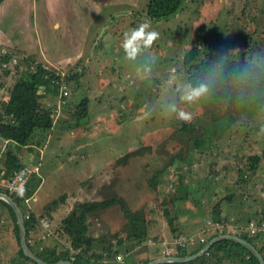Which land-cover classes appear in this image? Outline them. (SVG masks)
<instances>
[{"label": "rangeland", "instance_id": "374dc122", "mask_svg": "<svg viewBox=\"0 0 264 264\" xmlns=\"http://www.w3.org/2000/svg\"><path fill=\"white\" fill-rule=\"evenodd\" d=\"M145 2L3 0L0 4V48L15 51L17 61L20 59V65L8 61L7 66H0V74L7 72L4 83H8V76L16 77L28 66L32 68L37 60L63 71V77L71 75L64 78L69 89L64 101L58 95L48 103L55 108V124L38 160L40 170L28 178L33 186L31 205L43 206L68 189H89L109 161L124 158L128 149H138L135 155L127 156L119 170L124 180L100 184L96 193L102 198L123 196L132 210L143 209L146 222L137 229V238H124L117 245L118 252L133 261L162 255L164 242L172 245L178 236H193L190 248L206 244L207 237L216 232L246 233L243 228L249 219L264 217V133L256 129L264 116V104L252 103L237 120L228 123L212 148L194 149L184 162L167 164L156 186L149 181L166 164V150L185 152L176 130L183 123L178 112L194 119L202 111L196 100L181 99L189 87L183 53L200 31L220 32L229 35L231 42L235 40L226 54L264 65V0H185L181 10L157 20L146 14ZM141 23L150 24L149 30L158 32L159 39L135 61H129L121 46L123 33ZM78 54L81 64L61 66L65 58ZM5 93L6 89H1L0 98ZM84 96L91 97V107L78 120L67 107L74 108ZM171 105L177 112L171 111ZM254 153L261 159L251 171L248 157ZM20 155L24 160L25 154L20 151ZM117 182L125 189L114 187ZM75 197L87 199L89 194ZM70 208H60L55 219ZM213 208L224 219L219 229L208 224L213 220ZM0 215V264H33L16 252L5 207H0ZM169 218L174 219V233ZM88 219L90 234L126 235L127 219L118 205L92 212ZM52 229L54 236L57 233L63 240L59 223H53ZM41 230L40 226L38 236H32L38 237L39 243L43 240ZM257 234L253 242L256 247L264 246V231Z\"/></svg>", "mask_w": 264, "mask_h": 264}, {"label": "trees", "instance_id": "16d2710c", "mask_svg": "<svg viewBox=\"0 0 264 264\" xmlns=\"http://www.w3.org/2000/svg\"><path fill=\"white\" fill-rule=\"evenodd\" d=\"M3 0H0V4ZM185 0H146L145 11L149 18L157 20L168 18L183 8ZM229 35L223 33H206L200 31L193 45L182 55L181 61L186 73L188 85L192 88L200 85L207 86V92L196 99L201 106V113H198L190 122H184L176 130L181 142L185 146V152H172L166 150L168 160L166 164L150 177L149 181L156 186L157 177L161 175L167 164L175 165L187 159L186 154L194 149H210L213 147L215 138H218L222 129L234 120H237L250 107L252 103L264 104V65H261L250 58L237 56L234 53L225 52L230 49L235 40L230 41ZM223 50L221 51V49ZM12 53L15 51L11 50ZM7 58V57H4ZM30 58V57H29ZM27 60L26 57L23 58ZM81 58L76 63L81 64ZM20 65V59L17 61ZM16 63V64H17ZM17 66V65H16ZM20 68V67H19ZM20 70V69H19ZM6 72V71H5ZM63 71L55 67H47L40 62H35L32 68L22 70L16 75L14 82L9 87V96L6 100H0V139H7L9 142L4 147L0 141V173L11 175L24 163L22 162L18 148L31 143H41L42 139L51 130L55 123V108L44 102L43 97L52 93L58 95V90L65 79L71 75H64ZM5 73H1V75ZM76 74V73H75ZM0 78V87L2 86ZM69 92V89H67ZM90 96H84L75 105L67 107L71 115L80 118L85 117L90 109ZM79 124V123H77ZM256 129L264 133V116L257 123ZM39 143V144H40ZM149 148L148 145H142ZM139 148V147H136ZM138 149H132L125 153V156L135 155ZM2 156V157H1ZM186 156V157H185ZM248 169L254 171L261 159V155L254 153L249 157ZM239 173L242 169L239 168ZM33 174V173H32ZM28 193L31 194L29 182H27ZM0 191L7 190L0 186ZM10 194V193H9ZM22 209L26 229V240L29 247L36 255L47 262L58 260H70L73 264H94L103 259L114 260V255L119 251L118 244L126 239L137 238V229L146 222L142 208L132 210L123 196L111 195L101 199H80L73 203L70 210L62 217L59 226L67 240L62 246L57 244L45 245L40 248L38 239L30 241L32 234H38L40 218L52 219V212L56 210L66 199V193L49 200L43 205L42 211L37 213L30 210L25 215L26 207L23 203V196L10 194ZM231 195H227L230 198ZM218 204V203H217ZM118 205L127 219L126 235L111 237L93 236L88 232V215L108 207ZM0 207H5L11 219L12 232L17 242V254L23 259L39 264L32 258L26 256L20 245L19 226L13 207L4 199L0 198ZM1 216V215H0ZM213 222H223L217 211L212 209ZM254 219V218H252ZM264 217L254 219L262 220ZM1 220V217H0ZM250 220V219H249ZM168 224L173 233L176 231L174 219L169 218ZM260 233V232H259ZM218 233L207 237V241ZM235 234L253 242L259 234L235 232ZM64 236V235H63ZM141 240V238H139ZM139 240V241H140ZM100 243L101 245H99ZM39 244V246H36ZM205 242L193 247L179 246L172 255H190L199 251ZM59 248H58V247ZM97 246V247H96ZM256 246V245H255ZM264 254V246L257 247ZM264 257V255H263ZM150 256H145L138 261L124 257L117 264H146ZM157 264H261L256 255L241 242L231 238H221L214 241L209 248L199 256L188 261H165Z\"/></svg>", "mask_w": 264, "mask_h": 264}, {"label": "crops", "instance_id": "0c3cea01", "mask_svg": "<svg viewBox=\"0 0 264 264\" xmlns=\"http://www.w3.org/2000/svg\"><path fill=\"white\" fill-rule=\"evenodd\" d=\"M81 58V55H77L76 58H65V61H64V64H62L61 66H66V65H72V63L76 62L78 59ZM36 61V59H35ZM38 62V60L36 61ZM44 64V63H42ZM45 66L47 67H50L49 65L47 64H44ZM51 65H52V62H51ZM7 73V72H6ZM6 73L3 75L0 74V78L2 80V86L0 87L2 90H5L7 91V93H5V95L3 97L0 98V100H6L8 99V96H9V87L12 85V83L14 82V79L15 77L10 75L7 77V80L8 83L5 84L4 81L6 79ZM7 82V81H6ZM7 85V87H6ZM0 89V90H1ZM56 95H53L52 93H48V95H46L45 97H43V100L45 101V103H49V101H51V98H57L58 95L55 97ZM58 99V98H57ZM59 106V105H58ZM55 124V123H54ZM54 129V125L53 127L51 128V130L49 132H51L52 130ZM49 132L46 134V136L42 139V142L39 144V143H31V144H27V145H23V146H20L18 148V154L21 158V155H20V151L23 152L25 154V158L24 160H22V162L24 164H31L33 166H35L37 168V170L35 172H33V175H36V172H38V170H40L39 168V164L40 162L38 161L39 159H41L42 157V152H44V149H45V143L48 141V139L51 137ZM1 141V146L4 147L6 145V143H8L9 141L7 139H0ZM78 142V141H77ZM26 149V150H25ZM130 149H128L129 151ZM127 152V151H126ZM125 152V153H126ZM24 156V155H23ZM2 157V156H1ZM26 159V160H25ZM124 163H126V156H124V158H120L119 160H111L109 161L98 173H97V177L92 180V185L89 187V189H84V188H80L79 191H78V188L76 189H73V192L72 191H69V189L67 191H65L64 193H66V199H65V202H63L56 210H54L52 212V219L51 222H52V225L53 223L57 224V223H60V220L62 219V217L70 210H67L65 211L64 214H61L59 217H57L55 219V216H57V214L59 213V210L60 208L64 207V206H67V207H72L73 203L76 201V200H80V199H83V198H77L75 196L77 195H80L81 193H88L89 194V198L87 199H101L102 197L98 196L96 193L99 192V186L100 184H109L110 183H114L115 181H118V178H121L124 180V178L122 177V173H119V170H121L125 165H123ZM2 164V160H0V166ZM40 184V183H39ZM122 187V189H125L124 186H122L120 183L118 184V182L115 184L114 187ZM29 186L30 188H32V184L31 182H29ZM39 186V185H38ZM37 186V187H38ZM121 189V188H119ZM32 191V189H31ZM119 191V190H118ZM31 195H32V192H31ZM73 196V199H71V197ZM32 208H34V211L37 212V213H40L42 211V208L43 206L41 205H36V204H32ZM47 218V217H46ZM89 220V219H88ZM62 234H63V231H61ZM89 232V231H88ZM225 233H228L229 231H224ZM90 233V232H89ZM231 233H234L233 231ZM39 234V233H38ZM93 236H100V233H98L97 231L96 232H93L91 233ZM64 238L63 240L61 239V235H58L56 233V235L52 237L49 236L47 237L46 239H43L42 242L40 243L42 246H47V245H50V244H57L58 246H62V243H64L68 238L65 234H63ZM122 235V233L120 234ZM32 236H38L37 234L35 235V233L32 234ZM110 237V236H108ZM125 237V236H124ZM32 239L35 238V239H38V237H31ZM57 246V247H58ZM97 247V246H96ZM59 248V247H58ZM264 252V251H263ZM121 253V252H120ZM264 255V254H263ZM156 256H161V253L156 255ZM155 256H150V258H152ZM111 259H103L100 261L101 264H110L109 262H113L114 264H117L115 259L113 261H110ZM99 262V261H98Z\"/></svg>", "mask_w": 264, "mask_h": 264}, {"label": "built area", "instance_id": "2783aa9c", "mask_svg": "<svg viewBox=\"0 0 264 264\" xmlns=\"http://www.w3.org/2000/svg\"><path fill=\"white\" fill-rule=\"evenodd\" d=\"M7 57V58H4ZM8 61H14L17 63V56L15 53H12L11 50H6L5 48H0V66H7L6 63ZM68 87L65 83H62L58 95L59 99H63L68 94ZM61 101V100H60ZM37 168L31 164H24L21 168H19L17 171H15L11 175H5L3 172L0 173V186L5 188L8 193H14L19 194L23 196V203L26 207V213L25 215L28 216L30 214L31 208V194L28 193L27 188V182L29 176L35 172ZM40 226L42 227L40 238L46 239L49 236H53L55 234L54 230L52 229V225L50 221L46 217H41L39 220ZM208 224L210 226H213L214 228H220L222 222L219 221H208ZM236 229H241V226H235ZM244 231H246L249 234H256L259 232L264 231V219L262 220H254L250 219L246 222L244 226ZM222 233V232H221ZM199 240H204L202 235H198ZM195 238L191 235L188 236H178L175 239H172L171 243L172 245H167L166 241L164 242L165 245L162 249V255H172V253H175L178 250L179 246L182 247H188L194 242ZM32 241V239H30ZM174 244V245H173ZM40 248H42V245H40ZM116 260H123L124 256L122 253L118 252L115 255Z\"/></svg>", "mask_w": 264, "mask_h": 264}, {"label": "water", "instance_id": "95a60500", "mask_svg": "<svg viewBox=\"0 0 264 264\" xmlns=\"http://www.w3.org/2000/svg\"><path fill=\"white\" fill-rule=\"evenodd\" d=\"M0 198L7 201L14 209L16 219H17V223L19 226L20 245H21L22 250L26 256L32 258L33 260H35L39 264H73L70 260H58L56 262L50 263V262H47V261L43 260L42 258L38 257L36 255V253L27 244L26 229H25L24 216H23L22 209L20 208L18 203L11 197V195L9 193L0 191ZM221 238H231V239H234V240L241 242L242 244L247 246L256 255V257L258 258V260L260 261L261 264H264V257L262 255V253L258 250V248L253 243L248 241L247 239H245V238H243V237H241L235 233H220L216 236H213L196 253H193L190 255H182V256L181 255H167V256L161 255V256L150 259L146 264H157L159 262L174 261V260H176V261H188V260L193 259L196 256H199L202 253H204L214 241L221 239Z\"/></svg>", "mask_w": 264, "mask_h": 264}, {"label": "clouds", "instance_id": "9594fccd", "mask_svg": "<svg viewBox=\"0 0 264 264\" xmlns=\"http://www.w3.org/2000/svg\"><path fill=\"white\" fill-rule=\"evenodd\" d=\"M150 24L141 23L137 27L123 33L122 48L125 53V58L129 61H135L144 50L151 49L154 43L159 39V33L149 30ZM147 71V69H146ZM207 92L206 85L192 88L191 86L184 89V94L181 99L192 102ZM172 112H177L175 105L170 106ZM179 118L184 122H190L192 117L190 114L179 111Z\"/></svg>", "mask_w": 264, "mask_h": 264}]
</instances>
